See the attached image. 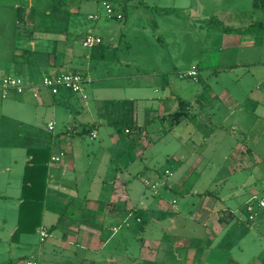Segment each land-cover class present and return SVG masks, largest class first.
Wrapping results in <instances>:
<instances>
[{"label": "rangeland", "instance_id": "rangeland-1", "mask_svg": "<svg viewBox=\"0 0 264 264\" xmlns=\"http://www.w3.org/2000/svg\"><path fill=\"white\" fill-rule=\"evenodd\" d=\"M125 1L126 4L122 6L119 5L121 4L119 0H0V78L3 74L18 77L13 68L14 65L21 62V59L15 57V62H12L14 47H20L24 42L22 48L25 49L26 56L34 54L31 52L33 46L30 43V37L23 33L26 30L24 24L17 25L19 18L17 7H20L19 14L21 11L31 8V18L40 10L39 26L41 27L37 26L33 28L35 31L31 30L36 54L42 50L49 53L57 52L58 56L62 54L68 60L71 57V49L74 48L80 52V60L77 58L71 64L61 65L59 70L62 72H70L74 67H82L86 63L85 54L91 49L83 48L81 40H83L84 34L92 30L98 33L101 40V45H96L99 46L100 55L98 60L94 61V66L98 67L97 76L91 74L94 79L101 77L105 73L104 71L108 70L114 78L112 84L124 86L121 79L115 78L122 75H133L137 72L140 75H150L158 62L161 65L159 71H162V75L158 79L163 78L164 84L161 87L157 81L156 85H152L157 86V94L151 92L142 94L146 95L144 98L148 97L145 100L147 101L146 105L156 110L157 98L172 94L191 100V110H184L187 114V124L174 127L172 133L175 132L183 138L193 137L191 144L195 148L201 144V141L197 139L201 122L199 110H196L198 103L206 106V116H208L210 108L212 111L220 112L222 119L226 118L225 131L223 132L228 136L219 139L220 134H218L214 137V139H219L215 143H221L220 149L213 158L218 162L211 161L212 164H209V157H201L200 166L182 181L183 193L170 195L159 188L160 195L164 193L168 198L176 199L177 206H180L183 211L177 222L179 235L181 237L186 234L191 235L192 228L195 229L196 237L201 235L199 226L192 223L188 217V210L192 207V202L199 197L194 192L201 193L205 189L214 192L219 190L218 192L225 202L229 201L228 206L233 212L234 219L230 225L219 230L217 234L212 233L208 237H201L205 241V248H200L201 251L195 258L196 263L263 264L264 209H259L257 212L254 221L257 227H247L245 207H242L244 201L241 200L245 196L247 188H242V191L238 188L242 183L248 186L252 183L259 191L264 190V87L262 85L264 79V29H260L256 25L264 26V9L253 10L252 0ZM104 3H109L115 13L121 14L122 19L106 17ZM53 6L66 11V19L63 20L61 26H57L58 29L47 30L48 21L45 18L48 13L53 12ZM93 7H98L95 14L98 16L96 20H91L88 16V10ZM191 10H195V16ZM66 23L67 29L64 28ZM236 28L250 29L243 33L233 32V29ZM109 31L112 32L111 35L108 33ZM239 39L252 40L254 47L239 45ZM176 42L178 45L175 48L173 46ZM127 44L128 47H126ZM94 49L98 50V48ZM249 53H253L249 61H257L256 67L255 65L238 64L246 63ZM123 60L138 62L141 68L138 71L137 68L131 66L124 67L121 64ZM194 66H198L199 82L194 81L191 77H179ZM44 73H40L37 83H42L41 78L45 75ZM21 83L25 90V83L22 81ZM208 90L217 98H212L211 101ZM7 91L10 92V90ZM62 91L64 97L73 98L68 90ZM223 91H228L233 100L220 101ZM1 94L2 90L0 89V148L3 150V153H0V264H18L24 259L37 261L52 237L45 243H41L38 232L35 231L30 234H19L12 238L17 227L21 201L22 165L26 164L28 157L27 154L23 155L22 151L16 148L31 147L32 144L27 142V135L33 134L32 128L38 132L42 143L52 144L53 135L59 136L61 128L65 130L67 126H64L65 120L60 114L63 109H59L58 117L54 116L53 106L60 108L57 103L54 105L45 103L41 117L32 127L26 123H19L16 114L5 108L6 100L2 99ZM84 95L86 98L89 97L87 102L90 103V109L94 110L93 99L95 98L86 88H84ZM125 95H130L126 89ZM13 96L15 95H10L8 99ZM53 96L58 101L62 99L60 94ZM207 99L208 101H206ZM17 100H20L19 96ZM31 102L35 104L32 98H30ZM117 102L119 104L113 101L111 106L110 104L103 105V109L128 113V108H124L120 101ZM233 102H237V105L233 106ZM76 107L82 115L85 114L81 111L83 108L79 103L76 104ZM212 111H210L212 121H219L218 113L214 116ZM90 114H92L91 111ZM224 114H226L225 117H223ZM24 119L26 120V118ZM80 119L87 120L79 115L78 121ZM48 122H54L53 130L49 131L46 128ZM167 123L154 119L148 127L147 135L150 144H144V146L140 144L135 147L128 146L127 136L117 128L116 133L120 140L116 146L104 137V131L101 130L96 139H90L89 134L78 135L76 140L79 145L75 147L79 148L78 167L84 175L83 182L85 183L89 179L90 185L93 182L94 186L95 183L101 182L100 176L102 174L101 177H103L104 174L105 178L103 179L105 184H108L118 174L121 178L128 177L129 183L133 185L131 193L133 201L137 202L141 197H145L144 192L147 197L154 198L155 196H152L151 193L156 189H151L152 191L147 189L145 178L140 174L144 169L166 167L164 166L165 158L172 154L164 153L165 145L160 141V138L167 134L171 135L170 128L172 127H169ZM76 125L80 130L82 129L77 122ZM231 125H235L238 131H230L232 132L230 133ZM19 131H21L23 139L18 142L15 138ZM17 142L20 144L18 145ZM237 143L248 148V156L256 158L253 167L245 163L241 173L233 172L231 164L234 155L236 156L233 151ZM35 144L36 142H33V145ZM12 149L15 150L11 153ZM45 149L47 153L50 152V148L46 147ZM118 149L121 151L118 152ZM113 150L117 151L114 156ZM13 161L16 163L14 164ZM56 167H61V172L63 171V166L56 164ZM9 168L10 170H8ZM103 168H105L104 171H102ZM253 171L259 172L255 178L250 177V172ZM218 176L222 177L220 182H213L212 180L217 179ZM150 181L149 183L155 184ZM45 192L46 189H44V195ZM45 199L40 203L37 213L38 217H41V224L47 225L50 223L49 214L48 216L46 214L45 220L42 216L45 210ZM59 207H57L58 211ZM128 225L130 226L129 230L124 228L121 233L125 232L128 247L136 250L140 246L141 238L147 237L148 233L146 235L140 232L134 218L129 220ZM163 226L167 227L168 223L165 222ZM150 232L153 237L159 234V230L156 229ZM112 245L113 242L100 251L101 264H108L103 262L108 260ZM204 249L210 251L207 260V253L204 252ZM179 255L182 259L185 257L183 251H179ZM138 262L139 260H132V264ZM185 262L187 263L186 259H184Z\"/></svg>", "mask_w": 264, "mask_h": 264}, {"label": "crops", "instance_id": "crops-1", "mask_svg": "<svg viewBox=\"0 0 264 264\" xmlns=\"http://www.w3.org/2000/svg\"><path fill=\"white\" fill-rule=\"evenodd\" d=\"M119 2L123 4L126 1L119 0ZM174 7L178 10L175 5ZM192 7L194 8L193 3ZM17 10L19 16L17 25L24 24L26 30L23 31V33L25 36L30 37V43L33 46L31 52L34 54L26 56L25 49L22 48L24 42L22 46L14 47L12 62H15V57H20L21 62L14 65L13 68L18 77L12 78L25 83L26 88L22 93H16L14 91L6 92L1 89V97L6 100L5 108L16 114L18 118L17 122L26 123L32 127L39 117H41L45 103L47 105H54L57 103L60 105V108L53 106L54 116L58 117L59 109H63V112L60 114L63 120H65V122H63L64 126H67L65 130L61 128L59 136L57 134L53 135L52 144L42 143L40 135L32 128L33 134L27 135V142L32 144L30 145L31 147L16 148L21 150L23 155H28V157L26 156V164L22 165V173L24 172L27 162L31 159L28 150L33 151L36 149H45L46 147L50 148L48 154L44 152L36 154V157L40 160L45 159L46 161V199L44 197L46 204L42 216L45 220L46 214L47 216L49 214L48 220L50 222L47 223V225L41 224L36 232H38L40 228H43L48 233V237L42 243H45L52 237V240L44 247L38 259V261L40 260L39 263L101 264L99 258L100 251H102L106 245L113 242L111 250L109 251V257L107 258L108 260H105L103 263L132 264V260H139L137 264H198L195 261L196 255L201 251L200 248H205V241H203L201 237H208V235L212 233L217 234L219 230H223V228L230 225L234 219L233 212H231L228 206L229 201L225 202L220 196L219 190L214 192L210 189H205L201 193L194 192L198 194L199 197L192 202V207L188 210V217L192 223L199 226L201 235L200 237H196L194 232L195 229L192 228L193 233H191V235L186 234L181 237L177 230V222L179 221L180 215L183 214V211L180 209V206H177L176 199L172 197L168 198L164 193H162L163 196L162 194L160 195L159 188L170 195L180 192L183 193L182 181L188 174L193 173L198 166H200L201 157H209V164H212L211 161L215 163L218 162L216 159L213 160V158L220 149L221 143H215V141H218L221 137L225 138L228 136L223 132L225 131L224 123L226 122V118L222 119L221 114H219L220 112L212 111L210 108L208 110V116H206V106L198 103V105H196V110H199V119L202 123H199L200 128L197 132V139L201 141V144L195 148L191 144L193 137L183 138L175 132L172 133L174 127L187 124V114L184 111H182V116L177 121L173 115L177 112H181V107H184L185 109L183 110L186 111L191 110L190 99H184V97L172 94L171 96L157 98L158 105L156 110L146 105L147 101L145 100L148 97L144 98L146 95L142 94L149 92L157 94V86L152 85H156L157 81H159V86L161 87L164 84L163 78L158 79V77L162 75V71H159L161 65L157 62L155 64V69L150 75H140L139 72H137L133 75L118 76L115 79H121L124 86L113 85L114 78H112L108 70H105V73L102 74L101 77H96L95 79L91 75L97 76L98 73V67L94 66V61L98 60L100 49L99 46L96 45L91 47H84L82 45L83 48L91 49L85 54L86 63L82 67H74L72 70L81 73L89 80L86 82L84 88L95 98L93 99L94 110L90 109V103L87 102L89 97L86 98L84 92L82 94L70 93V96L73 98H66L61 89L57 94H60L62 99H60V101L56 100L53 94L41 86L40 82L37 83V79L42 72H45V75H41V80H43L44 76L62 73V71L59 70L61 69V65L66 63L71 64L73 60L77 58L80 60V52L74 48L71 49V57L68 60H66L62 54L58 56L57 52L49 53L42 50V52L36 54L35 43L31 37L33 36L32 31H35L33 28L37 26L41 27L39 26L40 10L36 12L33 18L30 17L31 8L27 11H21L20 14V7H17ZM88 11L89 19H98V16L95 15L98 11V7H93V9ZM192 14L195 16V10L192 11ZM65 16L66 11L56 7V10L46 15L45 19L48 21V28L46 29H58L57 26H61L63 20L66 19ZM104 26L106 25L104 24ZM67 27L68 25L66 23L64 28L67 29ZM94 31L95 30L88 31L84 34L82 39L89 34L100 38L98 33ZM108 33L110 35L112 34L110 31ZM238 44L252 45L251 47H254L253 41L248 39H239ZM177 45L178 42H176L173 47L176 48ZM128 46L127 44L126 47ZM94 48H98V50ZM252 54L249 53L247 61H245L246 63L238 64L255 65L256 67L257 61H249ZM76 63L78 65V62ZM121 64L124 67L129 68L131 66L137 68L138 71L141 68L138 62L123 60ZM193 68H195L196 71L198 70V66H194L191 69ZM185 73H182L179 77L186 76ZM5 76L10 77V75L3 74L0 80ZM24 80H26V82H24ZM194 81L199 82L198 72L197 78ZM125 89L128 90L130 95H125ZM208 93L211 101L213 100L212 98H217L211 91ZM10 95L15 96L8 99ZM18 96L20 97L19 101L17 100ZM30 98L35 101V104L32 102L30 103ZM208 99L206 101H208ZM230 99H232V96L229 92L223 91L220 101L226 102ZM113 101H115L116 104H119L117 101H120L124 108H128V113H122L119 112V110L103 109V105L106 106L110 104L111 106ZM77 103L83 108L81 111L85 113L84 115L77 110ZM236 105L237 102H233V106ZM89 110L92 114H90ZM210 111L214 113V116L218 113L219 121H212ZM79 115L87 120L80 119L78 121ZM225 115L226 114H224L223 117H225ZM24 118H26V120ZM154 119L168 122L167 124L169 127H172L170 128L171 135L167 134L160 138V141L165 145V151L163 150L164 153L172 154L167 155L165 158L164 166L166 167H162V169L156 167L144 169L141 174L139 173L145 180H153L150 182L156 184L155 192L144 184L147 189L152 191L151 194L155 196L154 198L147 197L144 192L143 194L145 197H141L137 202L133 201L131 197L133 185L129 183L128 177L121 178L118 174H116L113 181L108 184H105V180L103 179L105 178L104 174L103 177H101L102 174L100 176L101 182L95 183L94 186L93 182V184L91 183L90 185L89 179L85 183L83 182L84 175L78 167V159L80 157L79 148L77 149L75 147L79 145L76 140L78 135L89 134L90 139H96L98 137V132L101 130L104 131V137L116 146L120 140L117 137V128L123 131L125 136H127L128 146L135 147L139 144L143 146L144 144L149 145L150 140L147 135L148 127ZM76 122L82 127L81 130L77 127L78 125H76ZM49 123L52 122L46 123L47 129ZM121 125L125 126L124 129L121 128ZM239 127L241 128L240 125ZM237 129L235 125H231L229 132H234ZM218 134H220L218 137L219 139H214ZM230 137L232 138V135ZM15 139L18 142L23 139L21 131L16 134ZM33 142H36V144L33 145ZM19 144L20 143H18V145ZM13 150L15 149H12L11 153ZM119 151H121V149H118V152ZM233 152L236 154V156L234 155V159L231 160L233 172L236 171L241 173V169L244 168L246 164L253 167V162L256 158L248 156V148L237 143ZM0 153H3L1 148ZM112 153L114 156L117 151L113 150ZM52 157H58L59 160L52 161ZM61 158H63V160H61ZM13 162L14 164L16 163V161ZM56 164L63 166L62 172L61 167H56ZM8 170H10V168ZM104 170L105 168L102 169V171ZM166 172H168V174H166ZM250 173V177L255 178L259 172L253 171ZM221 179L222 177L218 176L217 179L212 181L216 183L220 182ZM247 186L248 185L245 183H242L240 188H238L240 191H242V188H247L245 196L241 198V200L244 201L242 207H245L247 203L255 198L264 196V190L259 191L252 183L248 187ZM58 206H60L59 211L57 208ZM132 218L135 219L141 233L146 235L148 233L147 237L141 238L140 246L136 250H132L130 246L128 247L125 232L123 231L121 233L124 228L129 230L130 226L128 222ZM254 221L246 222L245 224L249 228L257 227ZM165 222L168 223L167 227L163 226ZM153 229L159 230V234L155 235V237H153L150 232ZM121 242H123V244H120ZM179 251L185 253L183 259L180 257ZM204 252L207 253V260L210 256V251L204 249ZM134 254L136 255L135 258ZM184 259L187 260V263H184Z\"/></svg>", "mask_w": 264, "mask_h": 264}, {"label": "built area", "instance_id": "built-area-1", "mask_svg": "<svg viewBox=\"0 0 264 264\" xmlns=\"http://www.w3.org/2000/svg\"><path fill=\"white\" fill-rule=\"evenodd\" d=\"M105 13L108 18H115L121 19L122 16L120 13H115L112 9V6L104 3ZM93 18V17H90ZM101 43L100 38L95 37L91 34L86 35L82 40V45L84 47H91L93 45H98ZM186 76L191 77L192 79L196 80L197 78V71L195 68L187 71ZM89 80L85 78L79 72H62L53 74L51 76H46L43 78L41 86L46 88L51 94H57L61 89L68 90L74 94H82L84 92V84ZM262 85L264 87V80L262 81ZM0 89L3 91H14L16 93H22L24 87L22 86L20 80L5 76L0 80ZM48 129H53V123L48 124ZM58 157H52V161H58ZM168 174V172H166ZM146 186L150 187L151 189H155L156 184H151L149 181L145 180ZM259 209H264V196L255 198L251 202L247 203L245 206V220L247 222H253L257 217V212ZM39 241L42 243L48 237V233L45 229L40 228L38 230ZM18 264H40L39 261L33 259H24L21 260Z\"/></svg>", "mask_w": 264, "mask_h": 264}, {"label": "trees", "instance_id": "trees-1", "mask_svg": "<svg viewBox=\"0 0 264 264\" xmlns=\"http://www.w3.org/2000/svg\"><path fill=\"white\" fill-rule=\"evenodd\" d=\"M126 3L119 4L125 5ZM253 10L264 9V0H252ZM53 10H56V7H52ZM260 29H264V26L261 24H256ZM253 26V25H251ZM250 28H236L233 29V32L243 33ZM74 94V93H73ZM184 107H181V112L175 113L176 121L182 116V111ZM124 125H121V128L124 129ZM31 155V159L27 162V165L24 168L23 178H22V187H21V201L19 204L18 218H17V227L13 234L12 238H15L19 234L23 233H32L41 226V217H38V208L40 203L44 200V189L46 183V167L45 159L40 160L36 157L37 153H47L46 149L40 150H28ZM27 151V152H28ZM38 204V207H37Z\"/></svg>", "mask_w": 264, "mask_h": 264}]
</instances>
